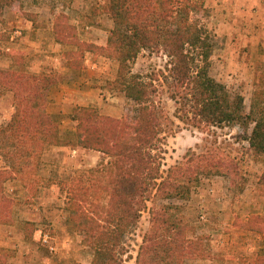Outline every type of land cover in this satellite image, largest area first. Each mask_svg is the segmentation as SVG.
<instances>
[{
  "label": "trees",
  "instance_id": "obj_1",
  "mask_svg": "<svg viewBox=\"0 0 264 264\" xmlns=\"http://www.w3.org/2000/svg\"><path fill=\"white\" fill-rule=\"evenodd\" d=\"M17 1L0 0V18L5 8ZM199 9L204 5L195 0H109L107 11L114 25L106 46L81 41L68 17L58 15L55 37L78 47L65 52L68 66L79 73L86 50L117 61L118 69L114 79L108 80V90L122 92L136 107L134 114L114 117L95 106H77L72 115L76 130L65 138L59 116L48 111V95L66 77L54 72L0 69V85L14 92L15 105L10 121L0 127V153L11 169L0 170V186L5 179H20L24 184L29 182L30 196H36L46 179L37 172L52 145L91 149L108 158L90 170L88 180L74 176L57 181L67 193L68 225L83 235L92 250L91 264H126L133 258L126 239L146 210L150 225L135 264H186L189 259L203 258L202 237L192 232L194 226L181 201L191 200L204 176H225L230 189L245 190L247 178L240 163L214 150L193 151L185 161L163 170L165 133L172 130L174 120L158 100L157 81L167 86L179 120L198 128L237 124L245 130L251 154L264 161L262 92L246 112L244 96L233 94L211 75L215 36L193 17ZM144 50L166 54V71L146 75L133 72L132 64ZM259 185L264 196V171ZM10 201L1 190V215ZM253 262L264 264V256Z\"/></svg>",
  "mask_w": 264,
  "mask_h": 264
},
{
  "label": "rangeland",
  "instance_id": "obj_2",
  "mask_svg": "<svg viewBox=\"0 0 264 264\" xmlns=\"http://www.w3.org/2000/svg\"><path fill=\"white\" fill-rule=\"evenodd\" d=\"M195 1L204 5V9L195 10L193 17L215 36L216 46L211 57L210 73L233 94L243 95L246 112H250L253 102L258 99L257 93L262 92L264 98V46H258L256 43L251 46L246 44L244 39L233 36L231 30L222 31L220 16L227 13L226 9H220L224 0ZM226 1H233L234 6L227 9H231L230 15L233 18L239 16L246 4L250 5L252 14H256L264 2ZM108 2L109 0H18L12 7H6L0 18L2 26L8 15L15 17L19 25L21 18L32 21V30L41 28L40 39L47 41V38L54 37L55 42L63 46L61 53L56 47L46 45L39 52L30 50L32 53L29 55L28 50L18 47L10 49L6 46L8 44L2 43L10 40L12 36L8 31H0V45L4 46L0 47V69L61 74L56 69L61 70L65 65L70 69V73L61 74L66 77L61 82L84 78L88 71L93 77L87 78H95L96 81L91 80L89 84V100L84 99L83 95H80V99L77 95L74 99L71 96L60 104H50L49 93L48 111L60 112L57 115L63 134L70 132L67 129L69 125L73 126L71 121L76 102H93L101 112L114 117L136 112L134 103L122 92L117 91L110 95L111 91L108 90V80L114 79L118 69L117 61L99 52L86 50L82 59L80 58L83 67L79 73H75L67 64L65 52L78 50V47L66 45L58 41L55 34L51 36L48 33L49 25L53 24L54 30L55 19L62 14L76 27L81 41L106 46L109 30L114 25L107 11ZM17 21L15 26L18 25ZM20 37L15 35L11 40L18 42ZM40 61L43 64L41 68L37 63ZM168 61L169 58L163 52L144 50L132 64V69L133 72L144 75L158 73L160 70L166 71ZM156 84L159 87L158 100L174 120L172 130L165 133L162 150L163 170L185 161L193 151L200 153L214 150L222 156L236 159L247 178L245 190L238 192L230 189L229 179L225 176H204L200 185L194 189L191 200L181 201L190 224L194 226L192 232L202 237L205 254L203 258L189 259L186 264H225L227 260L254 264L253 261L264 256V196L259 185L264 161L251 154L245 139V130L237 124L198 128L179 120L175 116L176 102L171 99L167 86L158 81ZM14 110V92L0 85V127L10 121ZM252 127L253 124L248 132H251ZM107 160L108 158L99 151L52 145L45 151L43 164L37 172V175L46 179L43 180V186L37 188L36 196H30L33 193L28 187L29 182L27 185L20 179L9 178L2 181L0 191H4L11 201L6 204L4 214H0V264H91L92 250L84 243L83 235L70 229L68 225L65 211L67 193L57 181L74 176H84L88 180V176H92L90 170ZM4 169L11 170L0 153V170ZM24 176L28 177L27 174ZM49 179L55 182H47ZM251 218L252 224L248 225ZM28 221L34 222V225L28 224ZM149 225L150 213L146 210L137 227L127 236L126 242L133 258L126 264H135L139 245ZM192 234L189 233L190 236Z\"/></svg>",
  "mask_w": 264,
  "mask_h": 264
},
{
  "label": "crops",
  "instance_id": "obj_3",
  "mask_svg": "<svg viewBox=\"0 0 264 264\" xmlns=\"http://www.w3.org/2000/svg\"><path fill=\"white\" fill-rule=\"evenodd\" d=\"M220 9L222 11H224L226 9L227 13H222L220 16L221 19V25H222V31L225 32L227 29V31L231 30V33L233 34V36L238 37L239 39H244L246 41V44H250L251 46L254 45L256 43V45H260L262 44L264 46V2L262 3L261 7H259V10L257 11L256 14H252V9L250 7L249 4H246V8L240 12L235 18L231 17L230 13H231V9L227 10L228 8L234 6L233 5V1L228 2L226 0H224V2H222V4L220 5ZM15 21L16 18L15 17H9L6 16V19L4 21V26H2L3 23L0 22V31H8L7 33L10 34L11 39L15 36V35H20V39L18 40V42H14L13 40H7V41H3L2 43L4 44H8L6 46H8L10 49L11 48H23L25 50H28V54L31 55L32 52H30V50L35 51V52H39L41 51V49L45 48V46H53L56 50L58 49V52H63V46L61 45V43L55 42L54 37H50L47 38V41L44 39H40L39 35L41 33V28H38L37 31L32 28V21H28L24 18H21L20 22L21 25H18L16 23L17 26H15ZM20 27V29L18 28ZM113 27V26H112ZM49 35L54 36V30H53V24L49 25V30H48ZM32 37H31V35ZM37 34V35H36ZM22 43H19V42ZM242 41V40H241ZM49 44H46V43ZM3 44V45H4ZM58 45V46H57ZM0 47H4L2 45H0ZM39 47V48H37ZM38 55V54H37ZM32 56H34V54H32ZM36 63V61H35ZM39 65V68H41V66L43 64L42 61L37 62ZM65 64V63H64ZM62 65H63V61H62ZM62 67V66H61ZM49 71H59V73L61 74H69L70 73V69L67 68L65 65H63L62 69H47ZM87 76H92V74L88 71L87 75L84 76V78L80 77L79 79H75L76 81H64V82H60L59 84H56L52 87L51 91H50V104H52V102H55L56 105L60 104L63 102V100L69 99L72 96V99H74L77 95L80 99H82L80 97V95H83L84 99H88L89 94V90L88 88L90 87V81H96L95 78H87ZM88 90V91H87ZM113 92H110V95H112ZM115 94V92H114ZM93 101V100H91ZM93 103V102H92ZM91 102L89 103H74V108H76L77 106H95L94 104H92ZM50 111V110H49ZM52 112V111H50ZM54 114H60L59 111L56 112H52ZM63 122L65 121L64 119H62ZM70 120V119H69ZM71 121V120H70ZM73 123V126L71 127V125H69L68 131L70 132H66L65 134H63V130H61V135L63 138L70 136L73 132H75L76 130V122L74 120L71 121ZM69 124V123H68ZM71 124V123H70ZM62 127V125H61ZM62 129V128H61ZM72 132V133H71ZM71 133V134H69ZM64 148H68L66 146H62ZM81 148H77L75 150H79ZM71 178V177H69ZM225 250V249H224ZM226 251L229 252L228 249H226ZM196 260H200V261H204V259H196ZM188 262V261H187ZM225 264H240L239 262H236V260H227L225 262Z\"/></svg>",
  "mask_w": 264,
  "mask_h": 264
}]
</instances>
